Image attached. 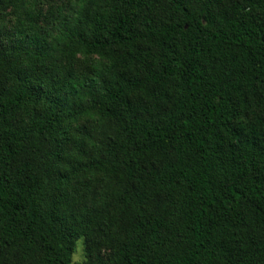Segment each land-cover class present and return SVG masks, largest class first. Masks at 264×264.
I'll return each instance as SVG.
<instances>
[{
    "label": "trees",
    "instance_id": "trees-1",
    "mask_svg": "<svg viewBox=\"0 0 264 264\" xmlns=\"http://www.w3.org/2000/svg\"><path fill=\"white\" fill-rule=\"evenodd\" d=\"M0 0V264H264V0Z\"/></svg>",
    "mask_w": 264,
    "mask_h": 264
},
{
    "label": "rangeland",
    "instance_id": "rangeland-1",
    "mask_svg": "<svg viewBox=\"0 0 264 264\" xmlns=\"http://www.w3.org/2000/svg\"><path fill=\"white\" fill-rule=\"evenodd\" d=\"M59 5H66L68 0H59L57 1ZM72 264H85V257L83 252V243L78 241L76 244L75 252L72 256Z\"/></svg>",
    "mask_w": 264,
    "mask_h": 264
}]
</instances>
